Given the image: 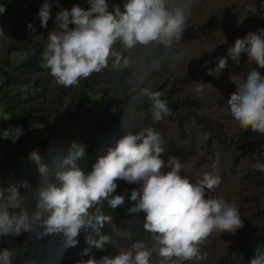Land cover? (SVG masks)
I'll use <instances>...</instances> for the list:
<instances>
[{"label": "clouds", "instance_id": "obj_1", "mask_svg": "<svg viewBox=\"0 0 264 264\" xmlns=\"http://www.w3.org/2000/svg\"><path fill=\"white\" fill-rule=\"evenodd\" d=\"M87 10L74 4L70 10L62 9L55 17L56 29L48 34V42L42 60L59 86L79 87L94 73L109 66L113 70H130L123 81L124 87L134 93L133 100L147 97L152 104V115L160 121L169 113L167 102L160 92L145 87L151 71L159 68V52L171 51L179 46L191 15L193 0H126L123 11L116 6L109 10L108 0H88ZM50 4L45 3L38 12L41 27L46 28L50 19ZM6 8L0 5V14ZM28 29L35 31L34 25ZM117 42L129 53L140 46L151 51L139 58L115 50ZM256 65L242 81L238 77L236 90L227 105L235 123L243 130L264 135V76L257 67L264 69V31L249 32L229 47L226 57H218V64L208 74L217 78L228 66V58L239 66L241 57ZM197 93L203 91V82L196 83ZM113 112L116 111L114 107ZM132 108L122 117L128 129L115 147L99 157L90 173L78 166L86 156V146L73 142L66 151L53 152L46 162L37 150L29 154V160L38 169V185L10 184L0 189V237L19 236L22 232H34L38 238L62 234L65 248L76 247L81 230L91 229L85 239L91 247L103 250L111 237L101 234L111 217L103 214L101 207L115 209L125 202L123 195H113L116 181L137 184L131 190L130 200L135 202L129 214L145 213L143 228L152 234L155 248L148 250L137 241L120 251L114 258L102 257L101 261L89 259L86 264H150L156 251L163 261L202 259L201 245L213 232L234 234L241 229L243 219L234 203L215 196L205 199L206 190L213 192L221 184V177L205 173L202 180L190 182L181 176L182 164L178 158L169 157L167 173L162 169L165 152L161 135L152 128L136 132L129 130L125 116L131 117ZM22 130L16 127L0 133L4 139L15 143ZM215 169L216 164L212 165ZM254 169L264 171V163L256 162ZM33 189L34 210L29 212L20 189ZM95 209V211H90ZM95 237H98L95 238ZM89 249L84 254L87 255ZM14 250H0V264H13ZM249 264H264V249L257 247Z\"/></svg>", "mask_w": 264, "mask_h": 264}, {"label": "rangeland", "instance_id": "obj_2", "mask_svg": "<svg viewBox=\"0 0 264 264\" xmlns=\"http://www.w3.org/2000/svg\"><path fill=\"white\" fill-rule=\"evenodd\" d=\"M126 0H108L109 9L119 6L123 11ZM47 2L34 3L31 0H16L7 15L4 25V36L0 44V55H4L10 43L21 44L28 25H34L31 30L34 39L43 45V51L48 42V34L56 29L55 17L62 9L70 10L74 4H79L88 9V0H56L49 3L50 19L47 27H41L38 12ZM263 8H259L256 0H193L191 15L183 35L186 38L179 42L171 51L159 52L158 75L149 85L154 92L161 93V99L167 102L169 113L164 116L162 139L165 152L161 158L165 161L162 169L167 173L169 157L178 158L182 164L181 176H187L190 182L202 180L205 173L221 177V184L213 192L206 190L205 199L215 196L229 203H234L243 219L244 226L234 234L227 232H213L201 245L200 260L181 261L178 264H249L244 257V249L251 229L264 225V218L256 217L259 210H264V184L254 185L246 178L247 170L251 164L250 159L240 155L239 135L243 130L233 120L227 101L236 90L235 83L230 77L244 80L249 71L256 67L247 61L246 56L241 57L240 65H235L228 58V66L217 78L208 74L209 69H214L218 64V57H226L229 47L234 46L238 38H244L249 32L264 31ZM30 30V29H28ZM156 46L142 49L140 46L131 50L135 58L151 51ZM121 52L129 53L121 48ZM110 71L117 72V78L129 74L130 70L120 72L108 67ZM261 76L262 68L257 67ZM192 76L190 82L181 85L180 80ZM39 83L33 90L39 93L34 104V118L54 116L53 109L57 107L59 96H70L74 87L65 88L56 84L46 69L39 77ZM37 80V81H38ZM123 81L116 89L109 85L110 99L115 104L123 103L129 91ZM203 82V91L197 93L196 83ZM180 91L173 95L172 88ZM130 97V96H129ZM195 100L199 110L188 108L184 101L186 98ZM148 99L147 97H145ZM149 100V99H148ZM177 105L176 109H170ZM202 115L216 120L223 125L224 135L220 140H208L206 133L195 124L194 115ZM2 115L0 104V116ZM142 127L155 129L158 121L153 118L152 110L147 109L134 114ZM216 164L215 169L212 165ZM130 222L124 226L114 225L109 222L108 232L104 235L111 237L110 243L104 245V250L109 258H114L121 250L127 249L133 242L129 235ZM23 243L15 245L17 264H30V258L25 251L32 247L34 238L32 233H21ZM18 236H16V239ZM148 250L155 248L152 240L146 245ZM173 261H163L156 251L150 257V264H174Z\"/></svg>", "mask_w": 264, "mask_h": 264}, {"label": "trees", "instance_id": "obj_3", "mask_svg": "<svg viewBox=\"0 0 264 264\" xmlns=\"http://www.w3.org/2000/svg\"><path fill=\"white\" fill-rule=\"evenodd\" d=\"M34 3H53L56 0H31ZM259 8L264 9V0H256ZM16 0H0V5L6 11L0 14V44L4 36V25L7 15L11 11ZM112 11V9H109ZM264 16V11L262 12ZM185 35L182 36L183 40ZM120 51L122 45L119 42L114 46ZM43 45L26 29L23 42L10 43L4 55H0V104L2 115L0 116V133L4 130H11L19 127L22 134L13 143L10 139L0 136V189H7L10 184L27 182L35 187L38 185V169L34 162L29 160V154L37 150L42 154L43 159L49 162L53 152L66 151L71 143H81L86 146V156L78 161V166L88 174L99 157L107 154L109 147H115L116 142L127 134L128 129L122 124L124 112L127 113L129 106L132 108L131 117L125 116V122L129 124V130L134 134L140 130L147 129L139 125L134 114L151 109V101L145 97H138L133 100L134 93L129 92L123 103L115 104L110 99V91L107 86L116 89L120 86L124 77L117 78L119 73L110 71L109 66L100 73H94L87 80H81L79 87H74L70 96H59L57 107L53 109L54 116L34 118V104L40 96L33 90L39 83L40 75L47 69L42 60ZM123 53V52H122ZM129 55L131 53H123ZM132 55V54H131ZM133 56V55H132ZM264 72V70H262ZM157 71H151L144 86L149 87ZM264 76V75H263ZM192 76L188 75L179 81L181 85L190 82ZM38 80V81H37ZM180 91L179 88H172L169 95ZM130 96V97H129ZM184 104L195 111L200 105L188 97ZM116 108L113 112L112 109ZM177 105H171L170 109H176ZM165 116V115H164ZM163 116V118H164ZM163 118L158 121L155 132L163 136L161 125ZM195 124L207 135L208 140H220L224 135L223 125L208 117L194 115ZM240 155L244 159H250L251 164L247 170L246 178L254 185L264 184V171L254 169L252 165L256 162L264 163V135L254 133L250 129L242 130L239 135ZM117 189L113 195H123L125 202L121 206L112 209L104 201L101 207L103 214L110 216L111 222L117 226H124L130 222L129 235L131 242H143L149 245L153 240L152 234L143 228L145 213L129 214L128 209L135 205L130 200L131 190L137 189L139 185L129 184L125 181H116ZM24 196V204L29 212L34 210L35 200L33 189L25 191L20 189ZM90 211H95L91 209ZM256 217L264 218V210H259ZM109 222L105 223L102 233L108 232ZM28 234L29 232H22ZM32 233L35 239L32 247L25 251L30 258V264H86L91 258L97 262L102 257H109L106 251L98 250L95 247L89 249L86 242V235L91 229L81 230L76 238V247L65 248L62 234H51L38 238ZM98 239V237H95ZM16 236L0 237V250L5 248L15 251L14 242ZM264 249V225L251 229L244 249V257L249 262L255 249ZM89 249L88 254L84 252ZM13 264H17L13 257Z\"/></svg>", "mask_w": 264, "mask_h": 264}, {"label": "water", "instance_id": "obj_4", "mask_svg": "<svg viewBox=\"0 0 264 264\" xmlns=\"http://www.w3.org/2000/svg\"><path fill=\"white\" fill-rule=\"evenodd\" d=\"M15 243L22 244L23 243L22 237L21 236H18V238L16 239Z\"/></svg>", "mask_w": 264, "mask_h": 264}, {"label": "bare ground", "instance_id": "obj_5", "mask_svg": "<svg viewBox=\"0 0 264 264\" xmlns=\"http://www.w3.org/2000/svg\"><path fill=\"white\" fill-rule=\"evenodd\" d=\"M22 245V244H21Z\"/></svg>", "mask_w": 264, "mask_h": 264}]
</instances>
